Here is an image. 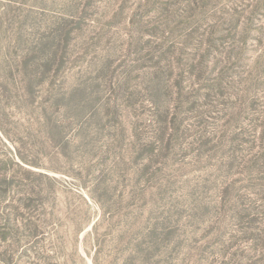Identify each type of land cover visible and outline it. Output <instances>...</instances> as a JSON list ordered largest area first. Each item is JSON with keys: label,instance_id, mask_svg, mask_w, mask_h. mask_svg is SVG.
<instances>
[{"label": "rangeland", "instance_id": "374dc122", "mask_svg": "<svg viewBox=\"0 0 264 264\" xmlns=\"http://www.w3.org/2000/svg\"><path fill=\"white\" fill-rule=\"evenodd\" d=\"M264 264V0H0V264Z\"/></svg>", "mask_w": 264, "mask_h": 264}, {"label": "trees", "instance_id": "16d2710c", "mask_svg": "<svg viewBox=\"0 0 264 264\" xmlns=\"http://www.w3.org/2000/svg\"><path fill=\"white\" fill-rule=\"evenodd\" d=\"M136 254L134 253V255L133 254L128 255V257L126 258V260L122 264H135V261H133V260H134V257Z\"/></svg>", "mask_w": 264, "mask_h": 264}]
</instances>
